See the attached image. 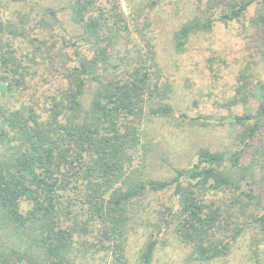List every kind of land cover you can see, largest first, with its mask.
Wrapping results in <instances>:
<instances>
[{
    "label": "trees",
    "instance_id": "obj_1",
    "mask_svg": "<svg viewBox=\"0 0 264 264\" xmlns=\"http://www.w3.org/2000/svg\"><path fill=\"white\" fill-rule=\"evenodd\" d=\"M62 1L76 34L58 8H42L40 18L18 9L12 18L4 12L9 3L34 8L39 1L0 0V264H153L171 238L187 260L228 264L246 232L260 245L264 81L247 89V68L226 104L245 108L230 114L237 149L199 148L191 166L175 167L168 178L149 170L157 119L211 118L177 112L155 10L174 1L187 7L171 40L183 55L194 37L247 20L255 5L243 27L262 39L256 47L264 59V0H125L130 13L121 0ZM55 26L75 46L72 56L57 47ZM17 41H27L29 51ZM44 60L48 69L40 72ZM216 62L209 59L200 73L218 76ZM36 76L58 83L47 103L36 99ZM167 192L170 201L155 207L150 196ZM135 234L142 242L132 258Z\"/></svg>",
    "mask_w": 264,
    "mask_h": 264
},
{
    "label": "rangeland",
    "instance_id": "obj_2",
    "mask_svg": "<svg viewBox=\"0 0 264 264\" xmlns=\"http://www.w3.org/2000/svg\"><path fill=\"white\" fill-rule=\"evenodd\" d=\"M34 8L31 2L9 3L8 9H4L8 17H12L16 10L32 12L33 16L40 18L42 8L52 6L60 9L59 16L65 21L67 31L75 33L78 27L70 21L67 12L62 11L64 2L62 0H38ZM127 13H130L125 0H121ZM257 7L250 8L247 20L230 22L229 24L218 23L216 29L207 35L194 37L189 46L187 54H178L172 46V33L178 24L188 16L187 7L183 4L164 3L155 10V27L157 35V46L160 60L162 61L165 79L174 85L172 102L177 107V112H186L190 115H209L211 118L182 121L176 114L170 118L157 119L155 149L151 161L150 170L158 178H168L174 174L175 167L191 166L195 160V154L199 148H210L212 150L225 149L227 147L237 149L235 136L238 128L231 122V113H243L244 105H234L231 110L226 106L237 92L240 84L238 76L241 70L247 68L249 74L248 88L252 89L260 81H264V59L256 43H262V39L256 40L250 28L243 27L245 21L256 13ZM13 18V17H12ZM247 23V22H246ZM34 24V21L31 25ZM57 47H62L64 53L73 55V46L66 36V32L59 27H54ZM76 34V33H75ZM52 39V36H49ZM21 50L29 51L27 41H17ZM68 45V46H67ZM83 52L89 51V46L80 47ZM57 51H59L57 49ZM42 60V56H39ZM209 59L217 61L216 67L220 69L218 76L210 71L204 76L200 70ZM45 61V60H44ZM46 63V61H45ZM48 65L41 66L40 72L47 71ZM39 72V73H40ZM47 75V73H46ZM46 75H44L46 77ZM47 77L46 82L42 77L36 76L34 80L41 81L36 93V99L47 103L45 96L54 91L57 84H53ZM55 80V78H52ZM247 79V80H248ZM197 82V84H196ZM243 83V82H242ZM195 84V85H194ZM204 93V94H203ZM46 99V100H45ZM197 100V103H193ZM228 101V102H227ZM254 104L257 102L254 101ZM44 105V104H42ZM155 207L159 208L160 203L170 201V192L150 196ZM148 202V200L146 201ZM141 233L145 230L143 225H137ZM141 236L135 234L130 238V251L134 258L137 245L140 244ZM166 245H161L158 255L153 264H199L196 261L187 260L186 252L176 242V239ZM254 235L251 231L246 232L239 242L234 246L233 255L228 264H264V240L260 245L253 243ZM262 260L258 262L257 259ZM213 264H225L224 262Z\"/></svg>",
    "mask_w": 264,
    "mask_h": 264
}]
</instances>
